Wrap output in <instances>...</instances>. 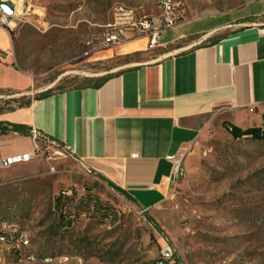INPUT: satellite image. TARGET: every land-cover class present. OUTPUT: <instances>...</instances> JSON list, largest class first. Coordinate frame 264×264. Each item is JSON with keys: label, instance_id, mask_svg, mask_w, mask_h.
<instances>
[{"label": "rangeland", "instance_id": "obj_1", "mask_svg": "<svg viewBox=\"0 0 264 264\" xmlns=\"http://www.w3.org/2000/svg\"><path fill=\"white\" fill-rule=\"evenodd\" d=\"M9 1L17 64L33 85L23 96L0 93L2 111L146 63L141 54L122 56L90 40L108 32L118 5L139 15L162 11L160 0ZM253 1L175 0L178 21ZM38 143L32 161L0 169V222L25 230L39 256L70 257L65 264H156L169 244L179 264H264V141L234 139L220 117L208 120L176 188L151 210L118 194L60 143ZM65 190L73 195L63 198ZM70 214L72 224L60 226Z\"/></svg>", "mask_w": 264, "mask_h": 264}, {"label": "crops", "instance_id": "obj_2", "mask_svg": "<svg viewBox=\"0 0 264 264\" xmlns=\"http://www.w3.org/2000/svg\"><path fill=\"white\" fill-rule=\"evenodd\" d=\"M117 51L149 61L100 86L93 85L98 79L1 111L0 121L25 125L65 146L144 210L157 208L176 188L172 157L192 150L210 118L242 129L263 126L264 0L178 21L155 48L140 37ZM16 58L14 38L0 24V93L23 96L33 79ZM32 143L17 132L0 133V159L29 151Z\"/></svg>", "mask_w": 264, "mask_h": 264}, {"label": "built area", "instance_id": "obj_3", "mask_svg": "<svg viewBox=\"0 0 264 264\" xmlns=\"http://www.w3.org/2000/svg\"><path fill=\"white\" fill-rule=\"evenodd\" d=\"M2 1L9 0H0V2ZM160 7L162 11L159 14L139 15L133 8L124 5L116 6L113 13V21L108 25V32L95 36L90 40V43L100 48L119 47L131 39L146 37L149 40V48L157 47L160 35L165 30L174 27L178 22L176 13L177 4L175 0H160ZM13 16L6 14L0 7V24L2 26L12 27ZM249 111L254 112L255 108L251 107ZM31 135L33 137L34 147L29 151L1 158L0 169L9 168L16 164L28 163L39 155L41 149L38 140L47 139L48 137L37 130H32ZM70 152L74 155L72 151ZM183 160L184 153L172 157V177L177 182L184 174ZM62 193H73V191L65 190ZM7 230L13 229L7 227ZM14 239H17V244L28 245L25 242L24 236H22L21 230H16V237H14ZM1 250L2 249H0V251ZM43 260H45V263L49 264V259ZM69 260L70 257H62L59 258V263L65 264L68 263ZM168 260H175V264H179L175 259L172 247L166 244L161 249L156 264H168Z\"/></svg>", "mask_w": 264, "mask_h": 264}, {"label": "bare ground", "instance_id": "obj_4", "mask_svg": "<svg viewBox=\"0 0 264 264\" xmlns=\"http://www.w3.org/2000/svg\"><path fill=\"white\" fill-rule=\"evenodd\" d=\"M186 153H184V158ZM185 172V169H184ZM65 196H72L73 193H65ZM63 195V196H64ZM7 227L13 230H7ZM16 230H21L25 242L28 245L17 244ZM0 264H47L43 259H49V264L59 263V258L52 256H39L33 250V244L29 234L18 224L0 222ZM168 264H175V260H168Z\"/></svg>", "mask_w": 264, "mask_h": 264}, {"label": "trees", "instance_id": "obj_5", "mask_svg": "<svg viewBox=\"0 0 264 264\" xmlns=\"http://www.w3.org/2000/svg\"><path fill=\"white\" fill-rule=\"evenodd\" d=\"M9 31L13 37V30H9ZM110 77L111 76L103 77V78L99 79L96 83H94L93 85L100 86L104 81H106ZM53 92H54L53 89H49V90L41 93L39 96H37L36 99L45 98V97L49 96L50 94H52ZM30 103H31V100H28L27 102H25L24 104H21L20 106L29 105ZM12 109H14V108H12ZM12 109H9V110H12ZM0 111H2V110H0ZM224 125H227L228 131L234 139L241 140V139L247 138V139H251L253 141H259V142L264 141V124L261 127H249L247 129H242L239 126H236L234 124L224 123ZM0 131L4 134L7 132H17V133H20L23 135H30L32 129L25 126V125L0 121ZM121 193L124 194V192H121ZM63 195L64 194L62 193L63 198L71 197V196H65V195L63 196ZM57 201L61 202L62 207L67 208V204H65L64 199H61L60 197H58ZM73 217H74V215L70 214L68 217H66V219H64L63 221H61L58 224L60 226L61 225H70V224H72L71 219Z\"/></svg>", "mask_w": 264, "mask_h": 264}, {"label": "water", "instance_id": "obj_6", "mask_svg": "<svg viewBox=\"0 0 264 264\" xmlns=\"http://www.w3.org/2000/svg\"><path fill=\"white\" fill-rule=\"evenodd\" d=\"M0 7L9 16H13L15 14L16 8L12 1H2L0 2Z\"/></svg>", "mask_w": 264, "mask_h": 264}]
</instances>
